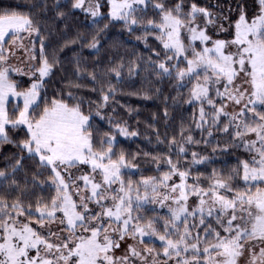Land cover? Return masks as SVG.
Returning <instances> with one entry per match:
<instances>
[{
  "label": "snow or ice",
  "instance_id": "snow-or-ice-1",
  "mask_svg": "<svg viewBox=\"0 0 264 264\" xmlns=\"http://www.w3.org/2000/svg\"><path fill=\"white\" fill-rule=\"evenodd\" d=\"M33 7L45 16L0 7V264H264V0H53L50 7L45 0ZM73 10L91 18V39L78 31L50 41L47 12L67 28ZM110 24L139 32L147 47L149 37L158 42L147 65L175 95L163 97L164 134L149 124L163 146L155 152L118 146V137L139 135L116 118L115 104L125 67L131 76L140 64L126 66L121 57L105 71L82 63L84 47L99 55ZM78 42L80 50L70 49L75 79L50 96L59 53ZM6 45L24 48L26 67L9 63L14 50ZM169 100L198 109L172 134ZM214 132L227 141L209 139ZM193 145L245 155L227 172H204L198 166L212 157ZM141 155L155 175L140 172Z\"/></svg>",
  "mask_w": 264,
  "mask_h": 264
},
{
  "label": "trees",
  "instance_id": "trees-1",
  "mask_svg": "<svg viewBox=\"0 0 264 264\" xmlns=\"http://www.w3.org/2000/svg\"><path fill=\"white\" fill-rule=\"evenodd\" d=\"M44 2L45 0H0V7H12L22 12L31 11L34 16L39 18L45 16V13L40 12L39 8H34L33 5H42ZM47 2L50 7L53 0H47ZM63 2L64 0H61V3ZM199 2L201 4H211L214 3L215 0H199ZM101 11L106 15L108 12L107 6L105 5L102 7ZM148 15H153L151 9H149ZM46 17V27L52 30L49 40L57 44L63 42L62 37L72 38L78 31L83 33L90 40L91 36L96 31L94 28L90 27L91 18L86 17L80 10H73L71 18L66 21L67 28L64 26L65 21L56 19L52 11H48ZM41 23L42 26H45L44 21ZM103 23L104 21L100 24L101 28L103 27ZM138 34L139 32L136 34H129L124 28H122L121 25L110 24L108 29L100 33L101 44L103 47L101 48L99 55L87 47L82 49L83 55L87 57L86 60H82V63L86 64L89 70H92L94 66L99 65V68L106 71L107 68L111 66V63L120 62L121 57L123 58V63L126 66L133 60H136L140 64V67L137 70L138 74H133L131 76L128 74L127 67H125L122 77L123 83L118 85L119 87H122L124 91L118 93L116 96V100L120 103L115 104V102H112L115 104L116 112L119 114L116 118L126 119L129 127L139 132L138 136L131 139L118 137V146L123 147L130 154L136 152L143 153L145 151L155 152L158 150V147H163L157 145L153 134L155 129L150 128L149 124H155L161 134H164L165 126L164 121L161 119L163 116V108L165 106L163 97L169 94L175 95L174 90L167 82H164L163 84L158 83V78L152 73L151 69H149L147 65V58L149 55H152L150 47H157L158 42L155 41L154 38L149 37L150 47H147L143 42L136 40V35ZM70 49L80 50L81 45L78 42L75 45H70L68 48H65L63 52L59 53L62 57V63L58 65L55 75L51 78V81L47 85V90L50 96L56 93V91L60 88L67 90L66 85L62 83V81L75 79L73 74L74 65L70 62L73 59ZM157 87L162 89L161 93L156 92ZM81 91L85 94L91 95L86 89ZM134 91L140 92L141 95H131L130 93ZM145 92L149 94L151 97L150 99L144 98L142 94ZM167 104L169 105L168 123L171 125V127L167 129L169 134H172L174 131H178L181 119H183L185 123L190 122L193 112L197 111V109H194L192 106L187 104H181L178 107L173 108L171 106V100L167 101ZM129 107L133 109L131 114L128 113ZM154 114L157 116L155 121L153 120ZM96 122L102 129H107L108 125L105 121H101L97 117ZM196 135L197 138H200L199 133H196ZM225 137L227 136H224L219 132H214L213 137L209 139L215 140ZM190 147L211 155L212 158L209 164L198 166L199 170L204 172H210L212 168L227 172L237 163L238 157L245 155L242 150H230L226 154L218 151L216 154H211L210 147L205 148L204 145H193ZM138 159L141 165L140 172L148 175L156 174L155 166L151 163H145V161L149 158L141 155ZM2 163L3 162L0 161V166H2ZM133 178L138 179L139 172H137V175Z\"/></svg>",
  "mask_w": 264,
  "mask_h": 264
},
{
  "label": "rangeland",
  "instance_id": "rangeland-1",
  "mask_svg": "<svg viewBox=\"0 0 264 264\" xmlns=\"http://www.w3.org/2000/svg\"><path fill=\"white\" fill-rule=\"evenodd\" d=\"M103 1L104 0H102V2ZM83 14H85V13H83ZM21 35L23 37V44L26 47L30 46V44H29L30 38L27 36V34L25 33V34H21ZM6 47L12 48L14 50L13 53H8V55H9V63H11L13 65H23V66L26 67V65L28 63V60L26 58L27 57V53L25 52L24 48L17 47L15 45H6ZM37 48H38V43H37ZM13 78L17 79V80H25V81L28 79L25 76H18L16 74H13ZM197 111H198V109H197ZM120 138L126 139L124 137H120ZM128 138L131 139L133 137H128ZM227 139H228V137H225V138H222V139H215V140H218L220 143H225L227 141ZM133 171H135V170H133ZM192 199H194V197Z\"/></svg>",
  "mask_w": 264,
  "mask_h": 264
}]
</instances>
